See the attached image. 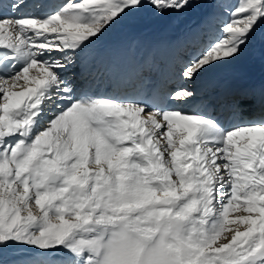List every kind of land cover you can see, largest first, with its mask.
I'll list each match as a JSON object with an SVG mask.
<instances>
[{
  "label": "snow or ice",
  "instance_id": "1",
  "mask_svg": "<svg viewBox=\"0 0 264 264\" xmlns=\"http://www.w3.org/2000/svg\"><path fill=\"white\" fill-rule=\"evenodd\" d=\"M33 2L54 6L0 0V264H264V82L205 88L248 53L264 69V0ZM202 3L153 55L141 29ZM120 25L145 53L127 82L102 54Z\"/></svg>",
  "mask_w": 264,
  "mask_h": 264
},
{
  "label": "bare ground",
  "instance_id": "2",
  "mask_svg": "<svg viewBox=\"0 0 264 264\" xmlns=\"http://www.w3.org/2000/svg\"><path fill=\"white\" fill-rule=\"evenodd\" d=\"M3 2L10 5L11 0H3ZM220 2L238 3V0H220ZM53 6L52 3H44L43 7H37L33 0H24L21 7L15 13L11 10V13L12 15L40 14L50 11ZM213 7L214 5L203 4L183 13H173L150 21L141 31H146L147 37L157 42L152 54L163 61L172 52L180 53L185 44L195 39L193 33ZM129 38L127 27L120 25L113 29L102 45V54L111 55L115 59L126 82L134 78L137 65L145 54L143 49H137L134 45L130 48L118 47ZM246 56L247 54L244 57ZM251 56L252 60L250 59V63L247 61L245 66L230 64L210 71L205 85L208 94L218 102L224 103L237 90L259 87L264 82V69L261 67L258 53H252ZM104 87L105 85L102 84L101 90Z\"/></svg>",
  "mask_w": 264,
  "mask_h": 264
},
{
  "label": "rangeland",
  "instance_id": "3",
  "mask_svg": "<svg viewBox=\"0 0 264 264\" xmlns=\"http://www.w3.org/2000/svg\"><path fill=\"white\" fill-rule=\"evenodd\" d=\"M203 4H208V6H211V5H213L212 3H202V4H200L199 6H202ZM249 55V56H248ZM252 53L250 54V53H248L247 54V56L246 57H244V58H241L239 61H237V63L236 62H234L233 64L234 65H237V66H241V65H246L248 62L250 63V59L252 58ZM252 60V59H251ZM248 61V62H247Z\"/></svg>",
  "mask_w": 264,
  "mask_h": 264
}]
</instances>
